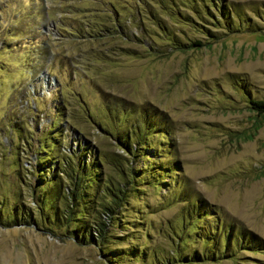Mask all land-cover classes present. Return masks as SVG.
Wrapping results in <instances>:
<instances>
[{"label": "rangeland", "instance_id": "rangeland-1", "mask_svg": "<svg viewBox=\"0 0 264 264\" xmlns=\"http://www.w3.org/2000/svg\"><path fill=\"white\" fill-rule=\"evenodd\" d=\"M212 1L225 12L210 0H0V264H264V111L248 103L264 98V0ZM57 121L69 141L47 126ZM53 133L97 158L67 224L61 196L36 185L37 146ZM108 180L120 207L99 212L102 235L76 240Z\"/></svg>", "mask_w": 264, "mask_h": 264}, {"label": "trees", "instance_id": "trees-1", "mask_svg": "<svg viewBox=\"0 0 264 264\" xmlns=\"http://www.w3.org/2000/svg\"><path fill=\"white\" fill-rule=\"evenodd\" d=\"M206 2V1H205ZM209 5L211 4L213 7H215L216 10H220L222 9V12L224 13L225 10L223 8L222 5H220V9L219 7L215 4V1L210 0V3H208ZM202 12H205L206 8H204V5H202ZM113 4L111 3L110 6L107 8L110 12V15L113 14L112 10ZM205 13H208L207 11ZM226 18V17H225ZM82 22V20H81ZM85 22L83 23V25H81L80 28L76 29L74 28V30H70L68 32V34L72 35V36H76V35H82V33L85 31ZM116 26H114L115 28H117V26L119 24H115ZM64 30H66L65 28H63ZM114 29V28H113ZM56 31V30H55ZM187 43L186 45H199L201 44V41L198 39H193L190 42H185ZM182 43L174 42L173 46L174 47H178L181 46ZM30 95L28 92L26 94V96ZM35 93L31 94V98L33 99V96H35ZM248 103L249 106L258 111H264V98L262 99H256V98H249L248 99ZM57 106V104L55 103V107ZM34 115L30 114V116L32 117ZM54 118V117H53ZM55 119V118H54ZM34 127H30L33 130H37L36 126L38 124V121L36 119H34ZM59 121L56 122V125L54 126L53 122L51 123H47V126H51L54 127V131L56 128V131H59V133L63 134L64 138H66L67 141L70 140V138L67 136V132H63L64 129H67L69 131H72L71 126H69L66 123H62L58 126ZM46 126V127H47ZM28 126L25 127V129H29ZM74 127V126H72ZM48 128V127H47ZM75 128V127H74ZM39 131H36V133H38ZM47 134L50 131H45ZM59 133H56L51 136L48 135L47 138H45L44 141L41 142V144H38L37 146V150H40L42 153H45L46 156L44 157H39V159H37V162H35V166L37 164L38 168H36V172L39 176H41V178H38V180L36 181V185H39L40 188L39 190L41 191V189L43 187H45V185H47L48 183L51 184L49 186H47L48 193H51L53 195L54 198H58V196L60 195L65 208H63L62 213L60 212V215L56 216L55 218H65L63 223L67 224L69 221V219L72 218V216L74 215V207L77 204V208H79L78 203L81 202V199L83 197V193L81 192L82 187L85 183V180H87L88 178H86L85 175L87 174H93L91 176V179H95V177H97V173H91V167L92 165H94L95 161H96V153L92 152V156L95 157V160H90L88 159H84V151L87 152L86 150V141L84 139H77L75 142V148H73L72 146H66L68 149V152H66L67 149H65L66 147H61L59 146V142L61 144V142L63 143V141H59L58 136L55 135H59ZM20 138V139H19ZM31 139L32 137L29 135L27 137V139ZM17 140H21V142L24 144V142H26V140L20 136H17L16 138ZM47 139V140H46ZM114 140V139H113ZM40 142V141H39ZM117 142V143H116ZM38 143V142H37ZM113 143H115L117 146H121L123 148L124 151H128V152H132L135 150V148L139 147V146H135V145H129L130 142L128 141V139L126 137H116V141L114 140ZM134 143V142H132ZM135 144V143H134ZM65 145V144H64ZM70 145V144H69ZM85 145V146H84ZM26 146V145H25ZM46 146V147H45ZM27 148L31 147L30 143L27 144L26 146ZM54 147V150H56V154L53 155V157H55L56 161L50 162L48 161V158H50V156H48V153L50 152V150ZM70 148V149H69ZM91 148V147H89ZM65 149V150H64ZM140 149V148H139ZM82 150V152H80ZM39 151V152H40ZM74 152V153H73ZM73 153V154H72ZM138 153H141L139 155H143V151H138ZM137 153V155H138ZM98 157V156H97ZM121 154L118 153H112L111 156L109 157V162H111L113 165H116L118 163H116V161H120L121 158ZM142 157V156H141ZM41 162V164H39ZM127 162V161H126ZM116 163V164H115ZM52 164V165H51ZM127 164V163H126ZM124 164L125 168L127 167V165ZM51 167L53 168L51 170ZM87 169V170H86ZM127 169V168H126ZM117 170H120V168H118ZM122 170V169H121ZM50 171V173H49ZM126 172H124L123 176L125 175ZM46 174L48 176H46ZM96 174V175H95ZM61 180H63L64 185L61 184ZM65 180L68 181V183H65ZM48 182V183H47ZM58 183L59 185H56L55 183ZM70 183V184H69ZM58 186V187H57ZM59 188V189H58ZM121 188L118 187L117 185H115V183H113V181L108 180V184L105 183L104 188H103V193L98 195V200L95 198L94 200V206L96 205L98 208L102 207V211L98 210V214L96 216L95 219L90 220L87 223V228L89 229L87 234H85L84 232L81 231V233H76L77 230H83L84 231V227H81L80 229L78 228H72L73 232H75L73 234V236L75 237L76 240H85L87 237L89 240L92 241L93 239V235L97 233V231H99V234L102 235V230H103V225H104V221L102 219H99V212H101V214H103L102 216H105V218L107 217V214H114V212L117 211V209L120 207V203H121V199L123 194L121 195ZM97 192V191H96ZM121 195V196H120ZM97 196V195H96ZM32 197L35 199L34 195H32ZM95 197V196H94ZM106 197H110V200L106 201ZM42 198V197H41ZM104 200V202H100L99 200ZM36 201V200H35ZM98 204H97V203ZM113 209H115V211H113ZM94 213H96L95 209H94ZM54 215V214H53ZM34 217V216H33ZM32 217V218H33ZM46 218V217H45ZM59 221V220H58ZM80 227V226H77ZM100 229V230H99ZM104 231V230H103ZM96 232V233H95ZM87 235V236H86ZM199 254H193L191 256V258L193 259L194 257L199 258ZM202 257H204L205 255H201Z\"/></svg>", "mask_w": 264, "mask_h": 264}, {"label": "built area", "instance_id": "built-area-1", "mask_svg": "<svg viewBox=\"0 0 264 264\" xmlns=\"http://www.w3.org/2000/svg\"><path fill=\"white\" fill-rule=\"evenodd\" d=\"M70 132V131H69ZM69 135H68V137L71 139V134L70 133H68Z\"/></svg>", "mask_w": 264, "mask_h": 264}]
</instances>
